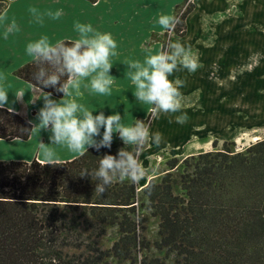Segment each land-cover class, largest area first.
I'll return each mask as SVG.
<instances>
[{"label": "trees", "instance_id": "trees-1", "mask_svg": "<svg viewBox=\"0 0 264 264\" xmlns=\"http://www.w3.org/2000/svg\"><path fill=\"white\" fill-rule=\"evenodd\" d=\"M7 5L0 0V10ZM194 7L176 6L175 34L186 33ZM35 70L32 59L14 73L32 84ZM137 119L150 124L152 114ZM29 121L0 109V138L15 139ZM235 145L214 140L212 150L170 157L160 180L139 188L117 179L102 195L80 174L125 147L118 134L110 149L88 148L58 166L0 160V264H264V138ZM149 215L160 220L153 241Z\"/></svg>", "mask_w": 264, "mask_h": 264}, {"label": "crops", "instance_id": "crops-1", "mask_svg": "<svg viewBox=\"0 0 264 264\" xmlns=\"http://www.w3.org/2000/svg\"><path fill=\"white\" fill-rule=\"evenodd\" d=\"M167 1L169 0H98L97 2L8 0L7 22L15 20L20 30L10 34L8 39H4L3 26H0V52L10 51L8 58L0 57V74L6 76L5 86L9 91V104L6 107H11L13 111L36 123L37 113L44 104L43 98H40L39 93H33L32 84L15 75L14 71L33 59L26 53L29 42L39 39L42 35H47L52 42L73 38L76 36L74 24L79 21L90 23L101 32L111 33L117 42L119 55L112 57L113 67L110 75L115 78V82L111 95L90 94L82 87L83 95L77 98V102L93 111L94 115H98L100 111L105 115L118 112L124 117L126 124L134 123L139 117L146 119L149 107L143 108L133 95L134 89L130 79L126 77L127 65L124 62L143 60L141 45L146 43L147 35L151 36L163 30L155 19L161 12L163 13L164 8H168L169 5L165 3ZM178 2L173 1L165 14L175 15ZM200 2L195 0V7L187 17L186 33L175 34L171 40L172 42L179 40L190 46L199 67L195 72L181 69L170 79L178 77L187 83L190 91L194 89V83L202 82L199 92L201 96L217 97L218 117H215L218 121L211 126L207 115V124L203 125L206 127L204 131L212 128L213 132L210 134V131L209 133L203 131L199 135L200 139H196L199 143H203L201 139L208 146L212 140H217L218 143L225 141L238 143L242 133L248 132L250 138H253L247 143L248 146L264 138L259 134V130L263 131L264 127L259 129L258 126L259 120L264 121V0H201ZM30 6H35L41 13L62 9L64 15L58 20L45 15L44 23L41 25L35 22V18L29 12ZM209 17H218V27L214 30L209 29L211 26L207 22ZM213 34H217L218 41L210 44L209 40L214 38L211 37ZM215 42L221 51L219 54L216 52ZM149 46L155 50L163 48L161 41ZM210 81L217 83L208 84ZM17 91L25 93L22 101L15 100L14 93ZM62 97L52 95L57 101ZM167 118L165 122H176L173 115ZM157 121L158 118L153 128ZM102 134L103 129H101V137L97 139L102 138ZM51 135L50 131L45 130V133L39 137L36 138L34 133L27 140L0 138V160L39 159L36 156L39 141L47 144ZM116 138L117 134L114 133L113 140ZM55 148L59 161L77 156L70 153L67 148L60 155L59 146Z\"/></svg>", "mask_w": 264, "mask_h": 264}, {"label": "clouds", "instance_id": "clouds-1", "mask_svg": "<svg viewBox=\"0 0 264 264\" xmlns=\"http://www.w3.org/2000/svg\"><path fill=\"white\" fill-rule=\"evenodd\" d=\"M29 12L35 22L44 23V16L58 20L64 15L62 9L55 12L41 13L35 6L29 7ZM179 22L174 15L161 13L156 23L166 31L171 32ZM0 26H3V38L20 29L15 20L7 22L6 8L0 10ZM76 36L70 39H59L52 42L47 35L29 42L26 53L33 58L36 70L31 75L33 93H39L44 104L37 113L39 123L29 121L32 126L18 129L19 135L32 136L37 129L51 132L52 145L64 146L77 156H84L88 148H111L114 133L118 134L125 147L118 150L116 155L104 154L98 157V167L89 172L82 170L80 177L91 176L95 182V193L104 194L114 181L127 180L138 184L146 179L154 169L145 168L138 160V154L149 144L158 146L162 141L159 132H151L144 120L135 119L134 123H124V117L118 112L105 115L100 111L94 115L85 105L78 103L77 98L83 95V89L90 94L107 95L112 93L115 78L110 75L113 67L112 57L119 55L117 42L109 32H101L90 23L74 24ZM143 60H129L126 77L130 79L137 102L148 105L149 112L158 117L160 114H177L175 121L185 123L187 114L182 112V93L180 88L183 81L178 77L170 79L181 69L195 72L198 60L190 46L179 40L169 41L167 45L155 50L149 45L142 44ZM6 76L0 74V109L9 104V91L5 86ZM45 88H54L63 97L57 101L52 93ZM16 101H22L25 93H14ZM35 100H33V103ZM8 111L13 109L8 107ZM101 129H103L102 138ZM39 141L36 156L42 166H58L59 158L55 150Z\"/></svg>", "mask_w": 264, "mask_h": 264}, {"label": "rangeland", "instance_id": "rangeland-1", "mask_svg": "<svg viewBox=\"0 0 264 264\" xmlns=\"http://www.w3.org/2000/svg\"><path fill=\"white\" fill-rule=\"evenodd\" d=\"M173 1H179L178 3L182 5L181 11L186 8L189 1L195 0H189L188 2H184V0H169L165 3H167L169 6L168 8L163 9V14L167 13L169 11V8L172 5ZM201 1V0H197ZM204 1V0H203ZM201 3V2H200ZM100 8V7H99ZM115 10V7H113ZM162 13V12H161ZM176 15V14H175ZM174 15V16H175ZM218 17H209L207 19L208 25H211L209 27L210 30H214L218 24ZM158 18L155 19L157 21ZM116 21L120 22V20L115 19ZM207 25V23H206ZM205 25V26H206ZM114 31V34H116V31ZM119 31V30H118ZM175 36L174 30L171 32L162 30L160 33H155L154 35H147L146 37V43L145 45H156L157 42L161 41L162 47H163V41L166 40L167 42L172 40V37ZM159 37V39H158ZM211 37H214L215 40H209L210 44L213 41H218L217 34H213ZM216 52L219 54L221 51L218 49V45H216ZM10 51H1L0 57L6 56L8 58V54ZM14 53V52H13ZM217 55V54H216ZM175 80V78L173 79ZM211 82V83H210ZM208 84H214L216 85L217 82L210 81ZM202 85V82L194 83V89L190 91V88H187V83L184 82L183 86L180 88V91L182 93V112L187 114V121L185 123H176V122H170L166 121L167 116L173 115V119L175 121V115L177 114H160L158 117L152 115V121L150 124H146L147 127H149L150 131L155 133L159 132L162 135V141L161 143L156 146L154 144L147 145L142 152L139 153L138 160L139 162L147 169H154V173L150 172L148 177L146 179L141 180L138 183L139 188H141L143 185H145L149 178L152 176H157V180H160L162 177V171L167 168L166 162L170 157L173 156H187V154L193 153V152H199L201 150H212L214 149L213 146V140L211 141V144L208 146V144H205V142L202 140L203 143H199L196 139H198L200 134L206 129L205 126L207 124V115L209 116L211 126L215 124V121H218V105H217V97H205L201 96L200 92V86ZM143 108L147 109L149 107L148 105H142ZM150 113V112H149ZM217 116V117H215ZM215 117V118H214ZM158 118L161 119L159 122L157 121L156 125L153 128V124L155 123V120ZM170 122V123H169ZM35 123V122H34ZM36 123L38 124L39 121L36 119ZM168 123V125H166ZM264 125V121H258L259 129H262ZM210 134L213 132L212 128L210 130L204 131L206 133ZM45 133V130L39 131V129L35 132V137H39V135ZM259 134H262L261 137H264V129L259 130ZM250 134L242 133V136L238 138V143H236L235 147L238 150H241L247 146V143L251 141L253 138H250ZM36 137V138H37ZM35 138V139H36ZM200 139V138H199ZM233 140V139H232ZM224 141V139L222 140ZM47 145L51 146V141L47 143ZM223 142L218 143L217 147H222ZM57 145H52L51 147L57 151L55 148ZM206 147V148H205ZM60 155L63 154L66 151V147L59 146ZM188 152V153H187ZM160 220L158 217H154L149 215V221H147V229H146V235L147 237L153 241L157 238V232L159 228ZM109 244V242H107Z\"/></svg>", "mask_w": 264, "mask_h": 264}]
</instances>
